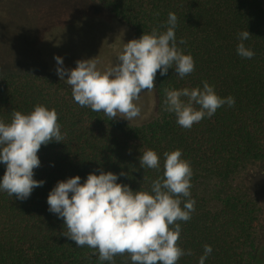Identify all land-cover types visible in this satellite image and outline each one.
I'll use <instances>...</instances> for the list:
<instances>
[{
  "label": "trees",
  "instance_id": "obj_1",
  "mask_svg": "<svg viewBox=\"0 0 264 264\" xmlns=\"http://www.w3.org/2000/svg\"><path fill=\"white\" fill-rule=\"evenodd\" d=\"M169 12L177 16V42L186 41L178 46L195 60L190 75L181 79L175 67L165 76L158 71L156 88L142 91L141 114L131 121L110 120L74 101L68 77L59 78L45 47L68 18L98 30L113 22L133 40L154 27L166 31ZM246 30L252 59L237 53ZM204 81L221 98L234 97L235 105L182 128L175 114L163 111L164 89L202 88ZM37 104L56 109L64 139L41 146L34 179L44 184L28 199L0 191V264H109L65 236L63 219L48 211L49 192L59 181L80 176L83 183L101 170L124 172L117 183L150 191L163 175V153L176 149L191 162L196 201L191 220L179 222V245L192 255L178 264H199L206 244L213 251L205 264H264L261 201L238 184L242 172L264 161V0H0V119L8 123L13 111L29 114ZM148 149L159 154V171L140 167ZM5 170L0 163V179ZM115 264L132 261L125 253Z\"/></svg>",
  "mask_w": 264,
  "mask_h": 264
},
{
  "label": "clouds",
  "instance_id": "obj_2",
  "mask_svg": "<svg viewBox=\"0 0 264 264\" xmlns=\"http://www.w3.org/2000/svg\"><path fill=\"white\" fill-rule=\"evenodd\" d=\"M176 27L177 16L169 12L166 31L154 27L124 44L118 62L103 71L98 69V57L78 60L74 69H65L63 58L56 56V74L62 81L68 77L65 82L79 106L103 112L110 120L119 115L131 121L141 114L136 101L142 91L156 88L158 71L165 76L175 67L182 79L195 70L193 56L178 46L186 41L177 42ZM250 37L247 30L239 33L237 45L238 55L247 59L255 55L244 44ZM164 96L163 111L175 114L177 124L185 129L211 118L225 104L235 105L234 97L221 98L207 81L202 88H165ZM58 119L55 108L40 104L29 114L13 111L8 123L0 119V163L6 165L0 191L23 201L43 186L44 181L34 179V169L41 164V146L64 139ZM163 156V175L152 181L150 191H133L117 183L124 172L118 176L101 170L99 175L88 174L83 183L80 176L57 182L47 197L48 211L63 219L66 237L77 247L92 249L91 255L98 254L101 262L115 264L117 255L127 253L132 264H178L183 256L192 255L179 245V222L190 221L195 212L190 191L193 169L182 158L181 149ZM139 163L141 168H161L160 156L152 149L142 153ZM212 251L210 245H204L199 264H205Z\"/></svg>",
  "mask_w": 264,
  "mask_h": 264
},
{
  "label": "rangeland",
  "instance_id": "obj_3",
  "mask_svg": "<svg viewBox=\"0 0 264 264\" xmlns=\"http://www.w3.org/2000/svg\"><path fill=\"white\" fill-rule=\"evenodd\" d=\"M72 18L66 20L63 30L49 39L47 47L50 63H55L54 57L61 56L64 59L65 69H74L76 61L87 60L98 57L100 63L98 69L106 70L109 65L114 66L118 62V56L122 52L124 44L131 41L125 30L120 25L110 23L106 29L98 30V26L86 27L83 19ZM51 40V41H50ZM51 45V48H50ZM50 48V49H49ZM47 54V52H46ZM68 57L66 59V57ZM69 60H72L70 62ZM238 184L242 190L251 188L259 195L262 206L261 224L258 226V237L261 239L262 253L264 255V161L251 166V170H246L238 176Z\"/></svg>",
  "mask_w": 264,
  "mask_h": 264
}]
</instances>
